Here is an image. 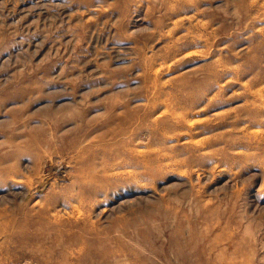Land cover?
<instances>
[{
  "label": "rangeland",
  "instance_id": "374dc122",
  "mask_svg": "<svg viewBox=\"0 0 264 264\" xmlns=\"http://www.w3.org/2000/svg\"><path fill=\"white\" fill-rule=\"evenodd\" d=\"M78 113L55 135L142 162L84 204L60 198L51 219L78 224L20 245L5 226L30 213L42 230L45 191L74 165L55 158L28 189L23 157L0 187V264H264V0H0V144L13 118L48 131Z\"/></svg>",
  "mask_w": 264,
  "mask_h": 264
},
{
  "label": "bare ground",
  "instance_id": "6f19581e",
  "mask_svg": "<svg viewBox=\"0 0 264 264\" xmlns=\"http://www.w3.org/2000/svg\"><path fill=\"white\" fill-rule=\"evenodd\" d=\"M191 96L193 97V95ZM10 98L12 97H8L7 99ZM132 117H133L132 114H129V116L127 117V114L123 113L121 117V122L124 123L126 118L128 120V118H132ZM83 118H85V113H78L77 117H75L74 119L70 117V114H65L58 119L50 118L49 120H46L47 122H45V126L48 128V131H46V129H43L42 131L41 129L39 130L16 129L18 131H15V129L12 128L14 125L20 122L19 121L20 119L13 118V120L11 119V122H9V127H8L9 132L6 134L5 136L6 138L4 137L5 142L0 144V187L3 186L2 181H6L7 178H9L10 176H14V175L17 176V172H19L18 170L20 169L19 162L23 157L29 158L31 161V166L29 170L26 171V173H28V178H26L27 181L25 182V185L28 187V189H30L33 186L32 181L37 180V182H39L40 173L42 172V169H44L43 170L44 179H46L45 176L55 177L58 173H61L60 172L61 168H59L60 166L54 164L55 158L62 161V159H65V157L68 156L69 157L68 163L74 164L72 168L73 176L69 184L62 186L54 181L52 184L48 186V188L45 191V196L42 199L43 202L40 207L41 209L38 212V214L42 215V218L39 219H41L42 223L44 224V228H42V230L41 229L36 230V228H33L37 232L34 234H30L28 231H26V228L28 226H30V228L34 226L33 224L34 216L30 215V213H24L23 216L30 219L25 222L24 226H22V224L21 225L9 224V227L5 226V228L3 229V233H5L4 237L8 239L10 242L12 240H18L17 243H19L20 245L26 243L27 244L37 243V241H41L44 238L42 232L43 229L58 231V229L62 227V225H66L69 227H73L75 224L77 225L78 224L77 222H69L70 220L66 221L65 224L62 221H59V219L56 217H54L55 222L51 219L50 217V212L52 211L51 207L54 206V203H56V201L62 198L63 201H66L67 199V201L69 202L84 204L85 202L88 201V199L95 197L94 195L96 193L104 192L109 190L110 188L117 187L114 186L117 181L114 180L115 177H113V175L111 174L113 170L115 171L117 169L127 168V166H129V168H137L139 163L142 162L139 153L133 152L132 154L131 152H128L125 149V146L114 149L109 157L108 155H106L101 160H96L93 157L91 158L88 153L90 150L91 143L81 145L84 141H87L88 133H83V130L80 128L75 127L73 129V132L69 133L68 135H63V134H60L59 136L55 135L53 129L58 128L60 125L68 123L72 120H75L76 122H81L83 121L81 120ZM108 118H109L107 119L108 121L114 120V118H112L111 115H108ZM16 132H19L18 135L24 140V143L22 145H18L16 142L17 138L13 137L14 136L13 134ZM82 134H85L84 135L85 138L83 141H81L80 140L81 137H79ZM155 137L153 139H156ZM79 140L80 142H78ZM108 160L113 161L114 164L108 163ZM115 160H118L120 162L116 163ZM130 160L133 161L131 162ZM133 171L134 172L132 173V175L134 177H138L139 174L137 173V171L135 170ZM72 208L75 209V206L73 205ZM61 230L62 228L59 229L60 232ZM133 230H135V233L129 234L127 236L135 240L141 235L139 232V228H137V225L136 227L133 228ZM50 236H55V235L50 234ZM67 236L70 237L71 234L67 233ZM73 237L74 236H72L71 239H69V241H71ZM95 242L96 244H99L100 242L103 241L97 239ZM163 257L164 259H166L165 255H163ZM180 259L181 260L178 261L179 264H187L188 258L182 257ZM167 261L168 260H166V263Z\"/></svg>",
  "mask_w": 264,
  "mask_h": 264
}]
</instances>
